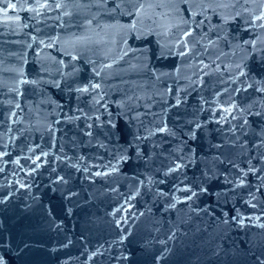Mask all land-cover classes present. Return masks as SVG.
<instances>
[{
	"label": "water",
	"instance_id": "obj_1",
	"mask_svg": "<svg viewBox=\"0 0 264 264\" xmlns=\"http://www.w3.org/2000/svg\"><path fill=\"white\" fill-rule=\"evenodd\" d=\"M0 264H264V0H0Z\"/></svg>",
	"mask_w": 264,
	"mask_h": 264
}]
</instances>
